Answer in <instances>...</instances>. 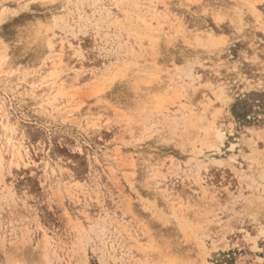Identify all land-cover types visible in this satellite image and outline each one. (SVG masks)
<instances>
[{
  "label": "rangeland",
  "instance_id": "obj_1",
  "mask_svg": "<svg viewBox=\"0 0 264 264\" xmlns=\"http://www.w3.org/2000/svg\"><path fill=\"white\" fill-rule=\"evenodd\" d=\"M75 1L0 0V264H264V0Z\"/></svg>",
  "mask_w": 264,
  "mask_h": 264
},
{
  "label": "bare ground",
  "instance_id": "obj_2",
  "mask_svg": "<svg viewBox=\"0 0 264 264\" xmlns=\"http://www.w3.org/2000/svg\"><path fill=\"white\" fill-rule=\"evenodd\" d=\"M75 1V0H74ZM90 1H92V0H90ZM96 1V0H95ZM123 1V0H122ZM126 1V0H125ZM76 2V1H75ZM74 2V3H75ZM127 2V1H126ZM118 3V2H117ZM116 3V4H117ZM123 3H125V2H123ZM68 4V3H67ZM137 4V3H136ZM79 6V5H78ZM77 6V7H78ZM122 6V5H121ZM76 7V6H75ZM93 8V7H92ZM97 8V7H96ZM102 8V7H101ZM137 8V7H136ZM103 9V8H102ZM109 9V8H108ZM105 10V9H104ZM66 14H67V12H66ZM94 14V13H93ZM103 14V13H102ZM107 14V13H106ZM101 15V14H100ZM109 15V14H108ZM67 16H69V15H67ZM107 16V15H106ZM105 16V17H106ZM58 17V16H57ZM66 17V16H65ZM86 17V16H85ZM92 17V16H91ZM102 17V16H101ZM81 20H83L82 18H81V16L79 17ZM93 18V17H92ZM108 18V17H107ZM67 19V18H66ZM85 19V18H84ZM104 20V19H103ZM106 20V19H105ZM104 20V21H105ZM53 21H55V22H58L59 21V23L61 24V29H68V25H67V22L64 20V16H63V18H60V19H54ZM84 21V20H83ZM107 21V20H106ZM115 21H118V20H115ZM127 21V20H126ZM130 21V20H129ZM101 22V21H100ZM54 23V22H53ZM69 23V22H68ZM106 23V22H105ZM104 23V24H105ZM85 24V23H84ZM99 24V23H98ZM97 24V25H98ZM117 24V23H116ZM86 25V24H85ZM103 25V24H102ZM108 25V24H107ZM107 25H105V26H107ZM111 25V24H110ZM109 25V26H110ZM120 25H122V24H120ZM59 27V26H58ZM115 27H117V26H115ZM100 28V27H99ZM106 28V27H105ZM123 28V27H122ZM52 29V28H51ZM69 29H72V28H70L69 27ZM107 29V28H106ZM49 30V29H48ZM50 31H52V30H50ZM100 31H102V30H100ZM113 31H114V29H113ZM122 31V30H121ZM120 31V32H121ZM69 32H71V31H69ZM108 32V31H107ZM96 33V32H95ZM114 33V32H113ZM66 34V33H65ZM97 34V33H96ZM127 34V33H126ZM131 34V32H129V35ZM110 35V34H109ZM109 35H107V36H109ZM139 35V34H138ZM106 36V35H105ZM126 36V35H125ZM131 36V35H130ZM106 38V37H105ZM108 38V37H107ZM115 38V37H114ZM117 38V37H116ZM137 38V37H136ZM119 40V39H118ZM139 40V39H138ZM52 45V43H51V40L50 39H48L46 42H45V46L46 47H50ZM122 49H125V48H122ZM121 49V50H122ZM132 50V49H131ZM61 69V66L59 65V64H53L52 65V67L50 68V70H49V72H48V76L51 78L52 76H55V74L59 71ZM48 77V78H49ZM110 81V80H109ZM107 82V81H106ZM110 83V82H109ZM102 90L100 89L99 91H97V93H100ZM154 108H156V106L154 107ZM189 113V112H188ZM191 115V114H190ZM202 117H204V116H202ZM201 117V118H202ZM201 118H198V120H199V122H201V121H203ZM205 122H206V120H204ZM207 123V122H206ZM211 123V122H210ZM209 123V126H208V128L207 129H204V128H202L204 131H207V133L208 132H212V137H214L215 138V140H217L218 142H220L221 143V141H222V135L218 132V130H216L214 127V125H213V123L212 124H210ZM195 124V122L193 121L192 123H191V127H193V126H195L194 125ZM203 131V132H204ZM211 134V133H210ZM208 135H209V133H208ZM210 136V135H209ZM206 137V136H205ZM210 138H211V136H210ZM189 140V139H188ZM217 143V142H216ZM193 145V144H192ZM214 146V145H213ZM19 149V148H18ZM16 150L15 151V156L17 157V158H20V156H21V153H20V151H21V149H19V150ZM1 160V159H0ZM196 161V160H195ZM197 162V161H196ZM198 164V163H197ZM103 219V218H102ZM104 222V221H103ZM94 224V223H93ZM99 226V225H98ZM103 227H104V224H103ZM103 227H102V229H103ZM107 228V227H106ZM100 231H101V229H100ZM103 231V230H102ZM108 231V230H107ZM99 232V231H98ZM114 233V232H113ZM95 234H96V232H95ZM101 234L103 235V233L101 232ZM107 234V233H106ZM103 236H105V233H104V235ZM108 236V235H107ZM102 237V236H101ZM109 237V236H108ZM101 239V238H100ZM107 240V239H106ZM105 241V240H104ZM80 251V250H79ZM101 259V258H100Z\"/></svg>",
  "mask_w": 264,
  "mask_h": 264
}]
</instances>
